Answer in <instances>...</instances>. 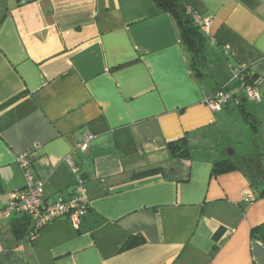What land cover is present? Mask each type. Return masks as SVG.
<instances>
[{
	"label": "crops",
	"instance_id": "obj_1",
	"mask_svg": "<svg viewBox=\"0 0 264 264\" xmlns=\"http://www.w3.org/2000/svg\"><path fill=\"white\" fill-rule=\"evenodd\" d=\"M182 1L209 21L201 78L152 0H0V210L23 156L43 200L72 196L75 167L88 202L33 235L10 214L0 264H264V0ZM241 69L259 102L211 111Z\"/></svg>",
	"mask_w": 264,
	"mask_h": 264
},
{
	"label": "built area",
	"instance_id": "obj_2",
	"mask_svg": "<svg viewBox=\"0 0 264 264\" xmlns=\"http://www.w3.org/2000/svg\"><path fill=\"white\" fill-rule=\"evenodd\" d=\"M196 22L199 24L201 31L205 32L209 21L196 17ZM253 74L247 69H241L232 74L231 83L221 86L215 94L206 102L208 108L213 111H220L230 101L238 103L237 94L241 92L246 101L250 103H258L259 97L254 89ZM89 138H86L80 143L76 151L83 152L86 148V143ZM22 173L25 178L24 187L15 192L11 196L10 203L0 210V230L3 220L8 218L10 214L29 216L33 222L35 230H38L45 225L57 221L62 218H67L75 227L78 226L80 219L86 214L88 202L84 191V180L79 174L78 168L73 167L75 176V184L73 186L72 196L69 199L43 200L42 198V183L35 180L31 175V163L25 157L19 160ZM244 198L252 203L255 199L250 192H245Z\"/></svg>",
	"mask_w": 264,
	"mask_h": 264
},
{
	"label": "trees",
	"instance_id": "obj_3",
	"mask_svg": "<svg viewBox=\"0 0 264 264\" xmlns=\"http://www.w3.org/2000/svg\"><path fill=\"white\" fill-rule=\"evenodd\" d=\"M152 1L156 6L158 12L169 14L175 21V24L179 32L180 41L189 55L190 66L194 71L196 77L201 78L206 76V71L208 67V57L210 51L206 43V37L204 33L201 31L199 24L196 22L197 16H195L190 11V9L183 3L182 0H152ZM252 79H254V76ZM177 145H180L179 146L180 151L177 153L176 156L187 158L189 156V152L185 138H181L177 142H170L168 144L169 151L173 153ZM222 164L223 163H215V166L217 168ZM31 222L32 220L29 216L18 215L16 224L12 228L13 233L17 234L19 232L26 231ZM38 230H35L33 226L29 234L30 235L36 234ZM221 233L222 231L220 230L217 231L216 234L214 235V239L218 240L220 238ZM251 236L264 244V223L254 227L251 230ZM140 242H142L141 239ZM137 243L138 242H136V238H132L128 242L126 249L134 247L135 245H137Z\"/></svg>",
	"mask_w": 264,
	"mask_h": 264
},
{
	"label": "rangeland",
	"instance_id": "obj_4",
	"mask_svg": "<svg viewBox=\"0 0 264 264\" xmlns=\"http://www.w3.org/2000/svg\"><path fill=\"white\" fill-rule=\"evenodd\" d=\"M243 139H244V138H243ZM244 140H245V139H244ZM254 154H255V153H254V151L252 150V157L254 156Z\"/></svg>",
	"mask_w": 264,
	"mask_h": 264
}]
</instances>
